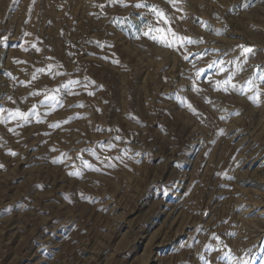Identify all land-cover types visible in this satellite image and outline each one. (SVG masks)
<instances>
[{
  "label": "rangeland",
  "instance_id": "obj_1",
  "mask_svg": "<svg viewBox=\"0 0 264 264\" xmlns=\"http://www.w3.org/2000/svg\"><path fill=\"white\" fill-rule=\"evenodd\" d=\"M262 77L264 0H0V264H264Z\"/></svg>",
  "mask_w": 264,
  "mask_h": 264
},
{
  "label": "snow or ice",
  "instance_id": "obj_2",
  "mask_svg": "<svg viewBox=\"0 0 264 264\" xmlns=\"http://www.w3.org/2000/svg\"><path fill=\"white\" fill-rule=\"evenodd\" d=\"M136 6L141 7V5H136ZM159 15L163 16V13H159ZM165 23H167V20H165ZM157 31H163V30L161 29V30H157ZM169 31H170V29H169ZM145 35H148V33H145ZM173 36H175L174 33H173ZM150 38L154 39L158 43H163L164 46H169V47L172 46L169 43V41L165 38H162V37H150ZM239 47L242 49V53H241L242 55H250L253 52V49L251 47H245L243 45H241ZM262 79H264V77H262ZM15 115L20 116V118H22V119H26V116L22 113L17 112ZM12 154L14 155L15 153H12Z\"/></svg>",
  "mask_w": 264,
  "mask_h": 264
}]
</instances>
